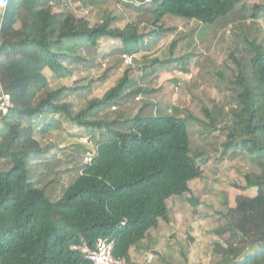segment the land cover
Instances as JSON below:
<instances>
[{
	"label": "trees",
	"instance_id": "1",
	"mask_svg": "<svg viewBox=\"0 0 264 264\" xmlns=\"http://www.w3.org/2000/svg\"><path fill=\"white\" fill-rule=\"evenodd\" d=\"M80 1L97 7L109 0ZM117 1L143 20L119 27L118 17L105 14L91 26L65 10L69 0H0V86L12 102L0 112V264H90L80 247L95 248L100 239L114 244V258L135 264L133 251L161 223H170L169 202L189 195L190 183L203 175L202 154L192 151L190 136L201 121L179 108H162L150 96L144 66L128 68L103 97L78 110L69 98L92 92L94 82L52 90L51 79L72 80L80 68L97 69L115 53L124 61L147 52L149 43L177 31L165 28L169 18L213 26L235 11L237 0ZM103 40L116 41L117 48L102 55ZM177 45L173 41L172 53ZM247 52L245 65L234 58L235 105L222 147L224 156L238 149L251 157L257 173L247 174L239 189H255L257 196L227 207V225L215 229L226 237L225 245L215 244L219 264H264V44L249 42ZM192 57L174 61L188 66ZM106 74L99 83L107 82ZM133 102L141 104L135 113L127 109ZM204 114L215 128L210 112ZM66 122L98 150L67 185L60 181L70 173L61 170V156L70 155L53 144L43 149L34 138L44 139ZM87 151L75 153L84 158Z\"/></svg>",
	"mask_w": 264,
	"mask_h": 264
},
{
	"label": "rangeland",
	"instance_id": "2",
	"mask_svg": "<svg viewBox=\"0 0 264 264\" xmlns=\"http://www.w3.org/2000/svg\"><path fill=\"white\" fill-rule=\"evenodd\" d=\"M64 8L91 26L101 23L105 14L118 17L119 27H124L129 21L143 20L139 12L120 6L117 0H109L97 7H87L80 0H69ZM164 26L177 31L167 34L160 43H149L147 52L133 58V65H127L125 59L122 61L121 55L115 53L110 58H104L103 65H98L97 69L80 68V73L72 80L51 79L50 87L52 90L64 85L80 88L94 82L92 92L82 90L69 98L78 110L90 100L103 97L128 68L144 66L147 86L152 92L150 96L162 108H179L183 115L191 113L201 121L190 127V136L192 151L202 154L198 161L202 177L190 183L189 195L169 202L170 223H161L143 247L133 251L132 256L135 264H219L221 257L216 253L215 244L225 245L226 237H220L215 229L227 225L230 219L227 207L236 208L240 199L257 196L255 189H239L245 185L247 174L257 173L251 157L238 149L224 156L222 145L225 142L223 128L231 122L230 109L235 105L232 81L237 66L234 58L245 65L249 59L248 43L256 41L264 44V0H237L235 11L213 26L171 18L165 20ZM141 29L149 31L145 25ZM191 32H194L193 36L188 37ZM176 40L178 45L172 53V43ZM117 45L116 41L103 40L99 51L102 55L110 54ZM188 54L193 55L188 66L174 61ZM105 72L107 82L99 83ZM140 107L141 104L133 102L127 109H133L132 113H135ZM206 109L212 120H216L215 128L208 126L210 119L204 114ZM34 138L43 149L53 144L70 155L71 158L61 156V170L70 171L61 180L59 178L65 185L84 168L83 154L77 156L76 150L85 151V146L87 150L92 148L83 143L89 137H82L80 130L67 122L61 130L44 139ZM190 200L197 201L198 205L194 206Z\"/></svg>",
	"mask_w": 264,
	"mask_h": 264
},
{
	"label": "built area",
	"instance_id": "3",
	"mask_svg": "<svg viewBox=\"0 0 264 264\" xmlns=\"http://www.w3.org/2000/svg\"><path fill=\"white\" fill-rule=\"evenodd\" d=\"M124 59L127 65H133V58L131 56H124ZM11 107L12 102L10 96L7 95L0 86V112L5 114ZM83 143L85 145H91L92 147L84 155V167L86 168L93 163L98 150L96 146L92 144L90 137L84 139ZM80 250L90 264H127L124 260L114 258V244L104 239H100L96 243L95 248H89L86 244H84L80 247Z\"/></svg>",
	"mask_w": 264,
	"mask_h": 264
}]
</instances>
